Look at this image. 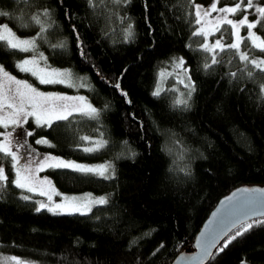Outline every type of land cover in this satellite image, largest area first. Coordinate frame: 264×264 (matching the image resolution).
<instances>
[{
  "label": "trees",
  "instance_id": "obj_1",
  "mask_svg": "<svg viewBox=\"0 0 264 264\" xmlns=\"http://www.w3.org/2000/svg\"><path fill=\"white\" fill-rule=\"evenodd\" d=\"M208 2L147 0L145 11V0H131L126 8L110 0L94 8L88 0H0V10L12 17L0 16V21L32 36L40 25L31 17L51 10L50 20L40 17L47 31L37 40L39 49L51 62L86 76L88 87L82 90L100 110L98 119L74 114L54 130H38L30 138L33 144L43 135L55 147L42 149L115 165L111 179L48 170L61 191L107 194L108 203L88 215L37 212L35 201L20 199L21 190L9 183L0 194V264H8L4 258L11 256L22 264H170L180 251L194 247L196 233L222 196L240 185H264V71L252 65L242 71V63L227 51L217 56L219 64L203 68L205 54L195 50L202 41L191 32L194 5ZM230 3L221 0L218 7ZM113 12L127 13L135 22V35L127 42V21L121 23ZM252 54L264 58L259 50ZM23 55L0 48V62L14 72ZM173 57L187 61L196 83L187 108L175 103L181 93L186 96L185 88L178 96L175 89L159 86V98L152 95L159 69ZM97 129L108 145L84 152L91 141L79 137L100 139ZM205 264H264V227L238 237Z\"/></svg>",
  "mask_w": 264,
  "mask_h": 264
},
{
  "label": "snow or ice",
  "instance_id": "obj_2",
  "mask_svg": "<svg viewBox=\"0 0 264 264\" xmlns=\"http://www.w3.org/2000/svg\"><path fill=\"white\" fill-rule=\"evenodd\" d=\"M60 2L62 4L63 0ZM98 3H103V0H88L90 8L96 7ZM110 3L117 8H126L131 0H110ZM220 3L221 0H209L207 7L199 3L194 5L195 12L192 20L194 30L191 32V38H201L202 42L195 50L205 54L203 68L207 70L219 64L221 61L217 59V56L227 51L242 63V71L249 65L264 71V58L252 54L253 50L264 53V0H231L230 4L218 7ZM146 10L147 0H145ZM213 13L216 15L213 16ZM111 14L117 15L121 23L127 21L123 29L125 41L132 39L135 35L134 20L127 13L123 16H119L116 12ZM65 15L68 17L67 9H65ZM0 16L12 19L10 13L3 10H0ZM41 16L50 20L51 10L45 8L31 17L32 21L40 25V29L35 36L27 38L17 35L18 29L14 31L9 23H0V48L12 53H31L32 55L16 61L14 67L19 73L29 74L37 82L18 79L3 63H0V194H3L11 183L14 188L21 190L19 198L24 201L32 200V196L24 193L46 197V200L35 201L38 204L37 212L47 209L53 214L67 212L68 214L88 215L94 206L107 204L108 198L101 196L80 202L76 197H72L68 204L56 202L53 200L52 193L55 192L57 196L61 194L56 192L47 176L40 177L39 173L47 169L63 168L85 175L92 174L111 179L115 176V165L111 161L99 165H86L65 160L51 153H41L34 147V145H39L54 148L55 145L46 136L41 135L35 138L34 144L29 140L37 136L38 130H54V125L58 126V122L69 121L74 114L98 119L100 113L99 109L87 102L85 96L46 92L38 87V85L48 84H66L68 87L84 86L83 77H77L76 81H73L70 70L51 67L48 57L38 50L37 40H43L44 33L47 31L46 26L41 23ZM250 16L252 19H249ZM209 17L210 19H207ZM51 22L54 23V21ZM242 29L245 30L244 35H241ZM73 30L75 31L74 26ZM149 31H151L150 25ZM217 33H219L218 36ZM76 36L80 54L84 57L83 41L79 39V33H76ZM210 36L215 37L211 42L209 41ZM242 45H244L243 48ZM63 46V43L52 45V47ZM186 47L191 48L192 45L187 44ZM172 60L177 68L183 70L185 78L180 79L179 83L183 84L187 90L186 96L181 93L182 98L176 100L175 103L187 108L189 100L196 91V83L189 75L190 69L185 67L187 61L183 57H173ZM228 75L235 78L237 73L230 72ZM247 75L251 76L252 72H248ZM114 87L119 89V83H116ZM261 89L264 93V86H261ZM121 94L127 97V93L122 90ZM160 94L161 89L157 85L152 95L159 98ZM30 118L31 125L29 124ZM97 135L100 137L98 140H93L87 135L79 137L81 141H91V146L82 148L84 152L93 153L108 145V139L103 138L104 133L99 129H97ZM123 145L131 152L128 141H123ZM131 155L134 156L135 153L131 152ZM9 173L12 174L11 181H9ZM45 184L48 185L47 191L43 190ZM238 193L234 192L227 198L231 207H227L222 214L219 211L213 213V216H219V219L210 220L209 225L215 223L216 227L208 228L201 233V239L196 244L199 253L194 257H181V259L196 260L198 264H205V261L214 259L238 237L255 227H264V188L245 187L239 189ZM88 197H91V194H88ZM163 247L164 245L161 244L153 255ZM4 259L8 264L12 262L22 264L16 256Z\"/></svg>",
  "mask_w": 264,
  "mask_h": 264
},
{
  "label": "rangeland",
  "instance_id": "obj_3",
  "mask_svg": "<svg viewBox=\"0 0 264 264\" xmlns=\"http://www.w3.org/2000/svg\"><path fill=\"white\" fill-rule=\"evenodd\" d=\"M207 19H210V17L207 18ZM0 23H4V22L0 21ZM209 27H210V25H209ZM14 31H16V30H14ZM17 35H20V36L25 37V38L32 37V35L23 34V33H20V32H17ZM214 39H215L214 36H210L209 37V41L210 42L212 40H214ZM38 50L42 51L39 48H38ZM42 52L44 53V51H42ZM30 55H32V54L31 53H25V55H23L22 58L30 56ZM44 55H45V53H44ZM0 63H2V62H0ZM48 63L51 65V67L56 68V69H60V70L67 69V70H70L71 73H72V76H73V81H76L77 77H83L84 78V80H83L84 86L83 87H79V86H77V87H68L66 84L38 85V87L40 88L41 91L65 93V94H67L69 96H75V95L85 96V97H87V102L90 103L93 107L96 108V106L92 103V101L89 99V97L86 95V93L82 90V89L88 87V79H87L86 76L80 75V74H75L73 72L72 68L64 66V65H59L57 63H53L50 60H48ZM6 68L8 70H10L13 75H16L18 79H28L32 83H37L35 81V79L33 77H31L29 74L18 73L17 70H16V72H17L16 73L12 69H10L8 67H6ZM184 78L185 77L183 75V70L180 69V68H177L175 66V64L173 63L172 59H170L164 66H162L159 69V79H158V81H159L160 88H163V87L168 88V87H170L173 90L175 89L174 91H176L178 96H180V93L183 91V88H184V85L179 83V80L180 79H184ZM29 122H32L31 118L29 119ZM29 140H30V142H32L30 138H29ZM96 140H98V139H96ZM34 147H36L41 153H51L52 155L63 157L65 160H72V161H76L77 163H81V164L99 165V164L105 163V162H88V161L76 160L74 158H69V157L63 156V155H61L59 153H56V152L47 151L45 149H42L41 147H39V145H34ZM33 167H35V165H33ZM48 170H50V169H47L46 171L39 173V176L40 177L47 176L51 180V177H50V175L48 173ZM52 185L54 186L56 192H59L61 194V195L57 196L55 194V192H53L52 193L53 200L56 201V202L64 203V204L70 203L72 197H76L77 201H80V202H83V201H85L87 199H90V198H97V197H101V196H106L107 197V194L105 192H93V191H90V190H85V191H80V192H64V191H61L60 189H58L55 184L52 183ZM43 190L47 191L48 190V185H46V184L43 185ZM88 194H91V197H88ZM26 195L32 196V199L34 201L46 200V197H41V196H38V195H35V194H32V193H26ZM65 197H67L68 199L65 200L64 199ZM35 204H36V207H38V204L37 203H35Z\"/></svg>",
  "mask_w": 264,
  "mask_h": 264
},
{
  "label": "water",
  "instance_id": "obj_4",
  "mask_svg": "<svg viewBox=\"0 0 264 264\" xmlns=\"http://www.w3.org/2000/svg\"><path fill=\"white\" fill-rule=\"evenodd\" d=\"M245 187H258V188H264V185H240L232 189L230 192H228L226 195L222 196L214 206V208L210 211L207 218L203 221L199 231L196 233L194 238V247L191 249H183L180 251L170 262V264H198V261L192 260L189 261L187 259H181V257H194L199 253V249L197 248L196 244L199 239H201V233H203L208 228H215L216 225L213 223L212 225H209L210 220H218L219 216L214 217L213 213H217L218 211L223 213L224 210H226L227 207H231V204L228 201V197H230L234 192L238 193V190ZM239 195V193H238ZM247 195V194H245ZM259 196V194H255ZM232 203H235V201H232ZM222 242V241H221ZM215 250V249H214ZM213 250V251H214ZM208 261V260H207ZM205 261V263L207 262Z\"/></svg>",
  "mask_w": 264,
  "mask_h": 264
}]
</instances>
